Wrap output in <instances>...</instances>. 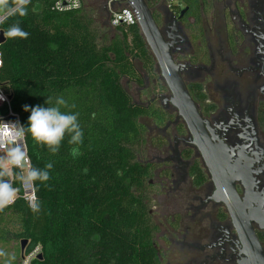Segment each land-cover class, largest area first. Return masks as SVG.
<instances>
[{
    "label": "trees",
    "instance_id": "16d2710c",
    "mask_svg": "<svg viewBox=\"0 0 264 264\" xmlns=\"http://www.w3.org/2000/svg\"><path fill=\"white\" fill-rule=\"evenodd\" d=\"M55 1L32 0L27 16L2 26L5 31L19 20L29 36L6 38L0 45V86L10 97V105L0 107V119L12 111L27 128L30 112L24 105L52 107L63 97L67 107L61 111L79 114L83 139L69 144L74 133L66 132L53 154L25 134L31 165L42 171L49 162L53 167L48 181L35 182L39 212L20 196L0 211V243L19 241L14 264L24 239L25 248L42 247L43 259L34 264H160L149 213L155 170L144 156L149 127L164 126L168 115L134 101L122 83L143 84L135 62L157 76L156 61L139 25L114 28L104 6L87 7L83 0L81 8L60 12L53 8ZM179 1L193 15L210 6L209 0ZM33 5H39L37 12ZM49 97L51 104L45 103ZM74 147L80 153L76 157ZM193 174L197 185L205 181L200 165H194ZM5 179L21 192L19 180Z\"/></svg>",
    "mask_w": 264,
    "mask_h": 264
},
{
    "label": "flooded vegetation",
    "instance_id": "af4514ba",
    "mask_svg": "<svg viewBox=\"0 0 264 264\" xmlns=\"http://www.w3.org/2000/svg\"><path fill=\"white\" fill-rule=\"evenodd\" d=\"M143 1L264 255L258 222L264 220V0H209L210 6L194 15L179 0ZM154 59L157 76L150 77L140 64L143 84L137 88L147 102L137 103L168 115L164 126L149 127L147 150L167 158L146 161L157 176V182L150 180L155 186L150 198L165 196L160 209L149 208L156 255L160 264H245L252 250L218 198L217 184ZM195 164L205 175L200 185Z\"/></svg>",
    "mask_w": 264,
    "mask_h": 264
},
{
    "label": "clouds",
    "instance_id": "9594fccd",
    "mask_svg": "<svg viewBox=\"0 0 264 264\" xmlns=\"http://www.w3.org/2000/svg\"><path fill=\"white\" fill-rule=\"evenodd\" d=\"M32 0H0V24H4L12 17H25L28 15V6ZM79 7V4L76 5ZM39 5H33L32 11L37 12ZM5 38L27 39L29 33L20 27V21L17 20L4 31ZM0 67H3V60L0 59ZM6 100L0 94V101ZM45 103H52L49 97ZM61 106L67 107V102L63 97H58L55 106L41 107L40 105H24L23 110L30 112L28 116L27 128L16 121H5L0 119V211L11 204L17 198L20 188L14 187L10 179L5 177H14L20 181V187L26 192V199L33 212L40 211V204L36 192L38 187L36 181L44 183L49 180V169L53 167L52 163L45 165V170H39L31 165L30 157L25 144L26 133L31 135L33 141L38 144L48 146L49 150L55 154L59 150V145L64 139L65 133L71 135L69 144L79 145L82 143L83 131L78 123V113L63 112ZM72 107H75L74 105ZM78 148L72 149L73 157L79 155ZM14 169H19L14 172ZM30 190V192H29ZM6 253L0 250V257ZM11 257L5 264H11Z\"/></svg>",
    "mask_w": 264,
    "mask_h": 264
},
{
    "label": "water",
    "instance_id": "95a60500",
    "mask_svg": "<svg viewBox=\"0 0 264 264\" xmlns=\"http://www.w3.org/2000/svg\"><path fill=\"white\" fill-rule=\"evenodd\" d=\"M135 1L136 7L141 10V18L139 21L140 29L149 48L158 61L162 76L174 94L172 101L180 109L181 115L185 118L188 127L194 136L195 144L203 154L204 160L217 184L218 198L227 205L235 224L245 236V241L247 242L248 247L252 250V253L249 255L250 258L245 261V264H264L263 252L260 250L249 219L242 211L244 206L241 204L236 193L234 181L227 178L223 173L220 159L217 157V153L214 151L211 141L206 135L202 119L181 79L179 67L172 59L170 48L164 41L150 8L143 0ZM104 9H106V6H104ZM3 33L4 31H0V45L6 41ZM5 119L14 120L15 117L8 116ZM258 222L261 227L264 228V220H258ZM21 244V250L23 252L25 246L28 244V240H22ZM38 259H43V254H40Z\"/></svg>",
    "mask_w": 264,
    "mask_h": 264
},
{
    "label": "built area",
    "instance_id": "2783aa9c",
    "mask_svg": "<svg viewBox=\"0 0 264 264\" xmlns=\"http://www.w3.org/2000/svg\"><path fill=\"white\" fill-rule=\"evenodd\" d=\"M104 2H105L104 6H106L105 11L109 20V24L112 27L116 28L120 26L139 25V21L141 18V10L136 7L135 0H104ZM77 3L79 4V7L76 6ZM82 5H83V0H56L53 4V8L56 11L63 12V11H71L74 9H79L82 7ZM2 26L3 24H0V31H3ZM0 59L3 60L1 51H0ZM0 94L6 97V100L0 101V107L3 106L4 104L10 105V97L8 96V93H6L1 86H0ZM8 116H14L15 119L14 120H6L5 118L2 119L5 121L18 120L21 123L19 116L13 113L12 111L9 112ZM25 144L28 151L26 138H25ZM1 154L3 153H0V155ZM11 179H13V177H11ZM19 196L22 197V199H24L29 206L28 200L26 199V192L23 188H21V192L18 193L17 197ZM27 247L23 250L18 264H34L35 260H37L39 255L42 254V247L40 245L29 246L28 248Z\"/></svg>",
    "mask_w": 264,
    "mask_h": 264
},
{
    "label": "rangeland",
    "instance_id": "374dc122",
    "mask_svg": "<svg viewBox=\"0 0 264 264\" xmlns=\"http://www.w3.org/2000/svg\"><path fill=\"white\" fill-rule=\"evenodd\" d=\"M84 3L87 7H93V8H97V9H101V7L104 6V0H84ZM135 65H136L137 70L139 72H141L140 71V66H141L140 63L135 62ZM122 83H123V86L131 94L132 98H134V101L140 102V103H146L147 102L145 95L139 94L138 88L136 85H133L127 79H123ZM1 155H3V154H1ZM166 158L167 157L165 154H162V153L157 154L153 151L150 154L147 151V153H145V156H144V161H153V160L157 161V160H162V159H166ZM152 180L154 183L157 182V176H153ZM161 197H163L165 199V196L162 195ZM161 197L156 198L154 200L153 199L150 200L151 201L150 207L153 210L157 209V208L160 209L159 207L164 204V202H163L164 200ZM167 207H169V206H167ZM18 249H19V241L17 239H11V240L1 242L0 243V250H3L6 253V255L3 257H0V264H5V262L8 261L11 257H13V256L15 257L16 252L18 253ZM14 262H15V259L11 260V264H14Z\"/></svg>",
    "mask_w": 264,
    "mask_h": 264
}]
</instances>
